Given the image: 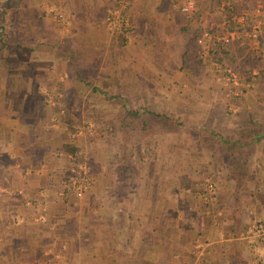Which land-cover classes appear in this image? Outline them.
I'll use <instances>...</instances> for the list:
<instances>
[{"label": "crops", "instance_id": "0c3cea01", "mask_svg": "<svg viewBox=\"0 0 264 264\" xmlns=\"http://www.w3.org/2000/svg\"><path fill=\"white\" fill-rule=\"evenodd\" d=\"M55 1L75 15L70 26L61 30L52 20V33L38 30L35 42L39 48L33 55L17 57L10 51L2 54L1 88L8 79L17 81L9 85L13 90L7 93L10 100L14 93L16 105L28 98L38 82L52 90H73L63 91L64 96L76 97L62 103L76 108L83 105L89 91H99V87L111 86L118 94L122 72L151 71L141 62L145 54H151L146 42L177 41L180 33L193 25L211 36L218 30L221 35H229L225 44L229 49L245 47L240 41H248L245 36L238 38L232 29L234 23L245 26L243 31L264 27V0H194L195 10L188 17L173 10L170 0H113V4L110 0ZM113 6L118 7L114 8L117 14L112 24L115 28L119 23L128 24L134 50L130 43L121 46L118 33L108 30L105 17ZM50 44L52 49L47 53ZM24 60L29 62L27 66ZM261 63L264 69V59ZM62 72L69 76L67 88L57 83V75ZM24 77H29L27 86L18 91ZM130 81L134 83L135 78ZM256 89L264 97V81ZM100 95L103 100L114 98L101 91ZM24 115L28 122L35 118L29 112ZM52 127L53 142L60 136L57 132L54 135L57 126ZM258 136L254 155L240 162L244 172L226 174V180H211L215 190L208 198L201 194L200 180H190L185 174L182 178L163 176L159 164L153 163L151 170L147 164L136 171L138 180H105L103 187L99 185L102 180H92L84 202L71 209L66 207V196H61L60 189L66 184L59 182L63 170L57 162L61 158L53 154L59 146L52 143V180H28L29 186L40 189L39 196L31 199L42 203L44 216L48 222L52 220V225L27 228L30 233L26 238L22 235L25 231L16 228L13 235L19 233L23 241L5 251L13 253L10 261L14 264H264V241L253 229L255 223L264 226V132ZM45 140L44 136H33L31 142H19L16 151L32 153L27 146H46L49 142ZM13 155L20 168L35 158L30 155L22 162L16 159L17 153ZM69 220L70 227L64 230ZM44 237L48 238L46 242H42Z\"/></svg>", "mask_w": 264, "mask_h": 264}, {"label": "rangeland", "instance_id": "374dc122", "mask_svg": "<svg viewBox=\"0 0 264 264\" xmlns=\"http://www.w3.org/2000/svg\"><path fill=\"white\" fill-rule=\"evenodd\" d=\"M183 1L168 2L173 10L180 13L179 5ZM110 2L113 4L114 1ZM34 6L32 11L28 9ZM117 7H110V13L105 17L108 30L118 33L121 46L131 44L128 24L119 23L118 28L112 24L117 14L114 8ZM74 16L55 0H0V66L5 61L2 57L4 51H10L17 57L33 55L39 48L35 42L38 30L52 33L53 21L65 30ZM185 16L188 17V14ZM42 18H46L43 23ZM244 27L238 23L232 25L238 38H248V41H240L245 45L240 46L242 49H229L218 43L212 48L199 46L196 39L201 29L194 25L189 31H182L177 41L146 42L151 54H145L141 62L150 72H122L118 94L111 86L99 87L98 92L89 91L83 105L77 108L62 103L65 99L76 97H72L73 94L64 96L63 91L72 93L73 90L63 87L52 90L43 82H38L27 94L28 98L16 105L14 93L10 95L11 100L7 93L13 90H9V85L17 81L8 79L1 88L0 80V264H14L10 261L13 253H6L5 248L10 247L12 242L21 243L33 225H52V220L48 222L44 216L46 208H42V203L31 199L39 196L40 189L28 184V180H52V143L59 146L53 154L61 158L57 162L63 170L59 172V182L66 184V188L63 189V185L60 192L67 198L68 209L84 202V194L92 185V180H102L100 186L105 180H138L136 171L147 164L150 170L159 164L163 176L182 178L185 174L190 176V180H200L201 194L206 198L210 194L207 184L212 185V193L215 190L211 180H226V174L244 172L240 162L250 154L254 155L255 144L235 148L242 152L238 166L230 160L224 144L225 140L247 136L248 133L243 130L245 126L264 132V97L261 90L256 89V85L264 81L261 63L264 59V27L259 25L255 37L251 35L252 27L243 31ZM220 32L218 30L213 36L221 35ZM49 47L45 49L47 53H50L52 45ZM131 48L134 50L133 44ZM28 63L24 60V65ZM228 69L234 74L232 80L227 76ZM0 77H3L1 70ZM68 77L65 72L58 74L57 83L66 84L67 88ZM28 78L21 80L22 89L18 91L25 90ZM132 78H135L134 83L130 81ZM138 84L144 85V88H131ZM251 85L255 87L250 88ZM100 91L106 97L114 98L103 100ZM77 92L80 93V90ZM7 100L12 102L7 103ZM260 100L262 105L257 103ZM123 105L130 109L162 113L181 122V126L173 130L149 129L143 134L135 130H121L117 118ZM28 112L35 117L29 122L24 119V114ZM248 120L244 126L243 122ZM53 125L58 128L54 129V135L57 132L60 138H54L52 142ZM37 135L46 137L45 141L49 143L46 146L40 143L28 145L26 150L32 152L28 154L16 151L19 142H31L30 138ZM62 142L74 144L79 151L75 154L59 151ZM14 153L18 154L16 159L24 160L22 162L29 160L30 155L35 158H30V164L20 168L19 162L13 158ZM202 162L204 165H201ZM70 221L64 223V230L69 229ZM16 228L25 231L22 233L24 237L21 238L19 233L15 234L16 237L13 235ZM253 229L264 241V226L255 223ZM47 239L42 238V242ZM61 240L65 241L64 238ZM261 245L264 247V243Z\"/></svg>", "mask_w": 264, "mask_h": 264}, {"label": "trees", "instance_id": "16d2710c", "mask_svg": "<svg viewBox=\"0 0 264 264\" xmlns=\"http://www.w3.org/2000/svg\"><path fill=\"white\" fill-rule=\"evenodd\" d=\"M250 120L243 122V125L247 124ZM118 128L121 130L128 131V130H135L140 133H147V131H153L158 129H167L173 130L176 127L181 126V122L176 119L170 118L162 113H156L147 109H130L126 106H122V110L119 112L117 118ZM244 131L248 133L247 136L244 137H236L233 140H225L224 144L226 145V152L229 155V158L236 166L239 165L237 161L241 160L242 152L236 151V147L248 146L256 142L260 137L258 134L262 132L258 128L256 130H252L251 127L245 126ZM210 134L214 135L213 132H209ZM248 140H245V138ZM20 137L18 136V139ZM25 139V137H23ZM61 148L59 151L65 153L75 154L79 151L78 147H76L72 143H61ZM238 163V164H237ZM237 168V167H236ZM241 168V166H240ZM14 243L12 242L11 246Z\"/></svg>", "mask_w": 264, "mask_h": 264}, {"label": "built area", "instance_id": "2783aa9c", "mask_svg": "<svg viewBox=\"0 0 264 264\" xmlns=\"http://www.w3.org/2000/svg\"><path fill=\"white\" fill-rule=\"evenodd\" d=\"M195 10V1L194 0H184L180 5H179V11L183 14H190ZM58 17H62L61 14H57ZM109 19V18H107ZM243 19H239V21H242ZM252 36L255 37L256 31H257V26H254L252 28ZM208 42H204V41ZM230 40L229 35H217V36H211V34H208L207 32H202L199 34V36L196 39V42L199 46H207V47H214L215 45L220 44V45H225L228 41ZM227 76L232 80L234 79V74L232 71L229 69L226 70ZM207 189L208 192L210 193L209 196L212 193V185L207 184Z\"/></svg>", "mask_w": 264, "mask_h": 264}]
</instances>
